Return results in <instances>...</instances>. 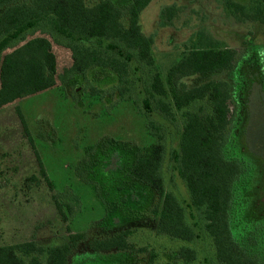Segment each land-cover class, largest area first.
Returning a JSON list of instances; mask_svg holds the SVG:
<instances>
[{"label":"trees","instance_id":"16d2710c","mask_svg":"<svg viewBox=\"0 0 264 264\" xmlns=\"http://www.w3.org/2000/svg\"><path fill=\"white\" fill-rule=\"evenodd\" d=\"M152 1L99 0L88 6L85 0H0V62L3 52L27 32H37L38 27L46 25L63 39L62 46L70 53L71 64L58 77L61 84L72 76L85 77L92 69L108 68L124 86L129 63L135 58L130 52L135 51L137 60L151 72L142 100L144 108L150 110L153 101L157 115L169 123L175 122V112L181 114L175 170L189 193V207L203 215L215 259L219 264H264V203L260 201L264 191L261 194V182L253 178L259 173L258 160L243 145L249 91L256 85L264 92V63L260 58L264 51L253 48L250 55L237 61L235 50L220 48L218 42L200 32L191 49L169 68L164 81L154 71L152 39L140 32V13ZM219 1L238 20L260 23L264 32V0ZM176 12L177 7H165L160 26L169 24ZM223 72H233V84L229 79L211 80L188 88L182 81ZM54 84L44 62L36 61L18 78L15 90L0 98V110ZM199 102H206L209 112L201 106L188 110ZM232 110L239 119L227 141ZM16 113L35 154L39 176L49 184L18 107ZM148 126L156 132L161 130L152 122ZM156 139L136 150L113 142L99 143L95 150L89 147L88 151L94 150L92 181L86 179V184L96 194L99 188L111 193L115 204L112 226L122 223V214L140 213L156 201L152 214L158 220L159 232L170 239L191 242L196 234L184 220V209L173 194L165 191L160 173L165 149L162 136L156 133ZM114 155L118 158L116 169H110ZM248 163L257 171L247 172V178L244 167ZM25 183L39 184V178L31 175ZM55 206L59 209L57 202ZM130 233L129 229H119L109 237L92 241L89 248L94 253L110 255L76 264H124V254L133 249L126 240ZM251 238L253 244L249 246L247 241ZM82 239L83 235L73 234L67 243L46 248L33 241L1 246L0 264H69V257ZM178 256L184 263L195 259L194 251L186 247L179 249Z\"/></svg>","mask_w":264,"mask_h":264},{"label":"rangeland","instance_id":"374dc122","mask_svg":"<svg viewBox=\"0 0 264 264\" xmlns=\"http://www.w3.org/2000/svg\"><path fill=\"white\" fill-rule=\"evenodd\" d=\"M98 1L85 0V3L91 6ZM169 6L177 7V12L169 24L161 27L160 14ZM139 25L141 34L152 39L154 71L164 81L169 68L191 49L200 32L218 42L220 48L235 50L237 61L250 55L253 48L264 51L262 25L249 19L238 20L219 0H154L140 13ZM36 31L27 32L1 56L0 98L15 90L18 78L36 61L44 62L55 84L0 110V247L33 241L46 248L62 245L69 241L70 235L81 234L83 239L69 257V264H76L110 255L94 253L90 243L119 229H129L131 233L126 240L133 249L124 254V264H219L212 240L204 229L203 215L189 207V193L175 170L181 114L175 112V122L169 123L157 115L153 101L150 110L143 106L151 77L149 68L131 51L135 58L129 63L124 86L108 68L92 69L85 77L72 76L61 84L58 77L70 66V53L62 46L63 39L50 27L40 26ZM260 54L264 63V52ZM232 75L233 72L196 75L182 81L188 88L211 80L229 79L233 84ZM198 106L209 112L206 102L188 110L194 111ZM16 107L25 120L49 184L39 176L35 154L23 135ZM234 113L232 110L227 141L234 134L238 118ZM244 118L243 145L258 160L260 174L256 172L253 178L261 182L263 194L264 92L259 86L254 85L249 91ZM149 122L160 127V132L149 129ZM156 133L162 136L165 149L160 170L165 191L173 194L184 209V220L196 234L191 242L170 239L159 232L158 220L152 214L156 201L134 216L122 214V223L112 226L115 204L111 193L99 188L96 194L86 184L87 180L92 181V155L99 143L142 149L156 142ZM89 147L94 148L93 152L88 151ZM116 160L114 155L110 169H116ZM254 170L248 163L244 167L246 177L247 172ZM31 175L39 178V184L25 183ZM260 201L264 203L262 196ZM247 243L252 246L253 239ZM181 247L194 251L192 262L184 263L178 256Z\"/></svg>","mask_w":264,"mask_h":264}]
</instances>
